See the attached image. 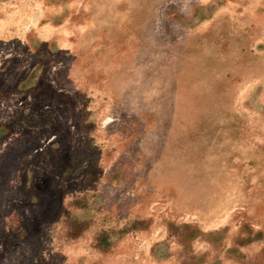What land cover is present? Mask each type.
<instances>
[{"label": "rangeland", "instance_id": "obj_1", "mask_svg": "<svg viewBox=\"0 0 264 264\" xmlns=\"http://www.w3.org/2000/svg\"><path fill=\"white\" fill-rule=\"evenodd\" d=\"M0 264H264V0H0Z\"/></svg>", "mask_w": 264, "mask_h": 264}]
</instances>
